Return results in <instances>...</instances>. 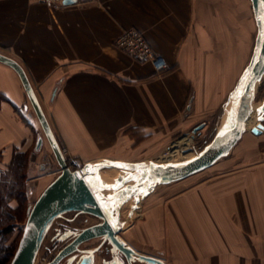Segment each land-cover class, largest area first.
<instances>
[{
  "label": "crops",
  "instance_id": "crops-1",
  "mask_svg": "<svg viewBox=\"0 0 264 264\" xmlns=\"http://www.w3.org/2000/svg\"><path fill=\"white\" fill-rule=\"evenodd\" d=\"M129 27L163 56L164 70L115 46ZM255 35L250 0H0V53L24 69L58 143L87 160H143L198 124L218 117V128ZM26 98L0 61V175L34 141ZM203 171L154 188L140 218L123 226L128 236L118 235L163 264H264V130H245Z\"/></svg>",
  "mask_w": 264,
  "mask_h": 264
},
{
  "label": "water",
  "instance_id": "water-1",
  "mask_svg": "<svg viewBox=\"0 0 264 264\" xmlns=\"http://www.w3.org/2000/svg\"><path fill=\"white\" fill-rule=\"evenodd\" d=\"M70 1L73 0H66V2ZM250 2L256 23V35L250 59L230 93L231 95L239 91L236 109L231 113L228 124L219 135L209 143L206 142L191 158L177 162L106 160L98 163L85 162L80 167L71 169L66 163L62 149L24 69L16 60L0 53V61L12 67L18 74L42 129L43 135L36 137L34 149L40 148L45 136L60 166V173L43 188L30 207L18 244L8 264H35V257L51 223L57 216L69 211L88 213L100 221L82 227L68 243L59 248L55 255L43 264H58L64 257L80 251L81 243L98 236L108 240L127 264H133L136 259L151 264H163L156 256L136 252L118 235L122 228L119 219L120 207L131 198L139 202V198H143L158 185L182 179L210 166L230 152L247 128L254 134L264 130L263 120L260 119L264 116V112L258 111L264 106V98L255 110L253 109L255 91L264 77V37L261 36V21L258 19L264 16V0H250ZM224 108L225 105L222 113ZM248 119L250 122L245 127ZM201 126L202 124H198L193 132ZM121 164L129 167L117 166ZM101 167L130 171L126 176L130 175L134 178L122 179L123 176L120 175L119 183L117 181L107 185H116L115 187L95 184L98 180L95 171ZM133 188L136 190L132 191ZM125 189L129 191H124ZM93 250H84L87 254L80 264H93Z\"/></svg>",
  "mask_w": 264,
  "mask_h": 264
},
{
  "label": "rangeland",
  "instance_id": "rangeland-1",
  "mask_svg": "<svg viewBox=\"0 0 264 264\" xmlns=\"http://www.w3.org/2000/svg\"><path fill=\"white\" fill-rule=\"evenodd\" d=\"M263 98H264V77L260 81V84L258 85L255 91L253 106L259 105ZM217 118L210 121L211 122L209 123L210 125L207 126L206 128H198L195 132L192 131L193 133L188 132L189 134L175 137L170 142L166 143L162 150L156 151V153L154 152L151 153L152 156L150 158H144L143 160H154L155 162H157V160L162 161L163 160L162 156L164 154L170 153V151L172 150L171 148L173 147V143L177 139L184 137H187L189 140V146L187 147V150H185L184 152H179V154L172 156L173 157L172 159H175L176 161L177 160L181 161L186 159L185 158L186 156H191L193 153L199 151L200 148L211 139L215 131ZM36 126L37 129L34 134L35 135L34 141H32L30 147L25 152H20L16 154L13 161L15 162L16 166L12 167L11 171L5 170L0 175V220L3 219V214H5L6 211H10L11 214L9 219L7 220L3 219V223L0 222V228H2V226L4 227L5 225H7V223L11 224L10 225L11 230L9 232L6 231L0 234V243H3V245L6 246V248L10 252L9 253L10 257L6 264L9 263L16 249V246L18 244L19 238L22 233L25 219L27 217V213L30 207L32 206V204L34 203V200L39 195L41 189L44 188L45 185H47L60 173V166L45 136L40 148L38 150L34 149L36 137L40 134L43 135L42 129L40 127L37 118H36ZM246 130L249 129L247 128ZM59 145L63 149V154L66 158V163L67 165L70 166V168L74 167V164H72V162H75L76 165L81 166L85 162L98 163L100 161H106V160H118V161L142 160L141 158L135 160L92 158L87 160L86 158L72 156L64 147H62L60 141H59ZM148 153L150 154V152H147L146 154ZM19 162L21 164L20 166L18 165ZM102 171L108 172L109 174L110 173L122 174L121 172L118 173L117 169L114 168L110 169L108 167L98 168L95 172L100 173ZM205 174L206 171H203L202 169L195 173H192L193 175L192 177L200 176V175L205 176ZM16 186L19 187L18 192H16L17 191ZM13 187H14V191H13ZM161 187L162 186L158 187L157 190H161L160 189ZM157 190L154 193L153 191H151L148 194L144 195L141 201L142 203L138 202V206L136 207L133 206L134 204L133 201H127L122 205V207H120L119 219L122 222L121 223L122 228L124 225L128 226L140 218L141 215L140 213H142V211L148 205V201L151 198H154V194L157 192ZM14 193H19V194H14ZM13 195L15 196L13 197ZM133 208L135 209L139 208V211L137 216L131 217L130 212L132 211ZM75 213L76 211L65 212L54 219V221L50 225V228L46 232L42 244L38 250L35 264H43L48 260H50L58 251V249L67 241L62 237V231L64 230V228H66V225L74 226L77 227L78 229H81L84 226H87L91 223H95L96 222L95 219H98L97 217L90 215L88 213H79L74 217ZM64 216H68L70 218L73 216L74 220L68 223L65 221V218H63ZM122 228L119 230L118 233L123 236L124 235L128 236L127 235L128 233L125 232V230H123ZM98 239L99 236L90 238L87 241H85L83 245L92 247L97 242ZM4 254L5 253H3V255Z\"/></svg>",
  "mask_w": 264,
  "mask_h": 264
},
{
  "label": "built area",
  "instance_id": "built-area-1",
  "mask_svg": "<svg viewBox=\"0 0 264 264\" xmlns=\"http://www.w3.org/2000/svg\"><path fill=\"white\" fill-rule=\"evenodd\" d=\"M44 3L50 7H61L65 5L66 0H35ZM114 44L118 49L125 52L132 58L138 61H149L156 72H161L167 67V63L163 56L154 52L143 33L134 27H129L122 30L114 40ZM63 152V151H62ZM74 167H80L72 162Z\"/></svg>",
  "mask_w": 264,
  "mask_h": 264
},
{
  "label": "bare ground",
  "instance_id": "bare-ground-1",
  "mask_svg": "<svg viewBox=\"0 0 264 264\" xmlns=\"http://www.w3.org/2000/svg\"><path fill=\"white\" fill-rule=\"evenodd\" d=\"M238 100H239V91H236V92H234V93H232L230 95L229 100L225 104V108H224V111H223V115H222V117L220 119L219 127L217 128V130L214 132V134L212 135L211 139L207 143H209L214 137H216L217 135H219L222 132V130L225 128V126L228 124V122L230 120V117H231V113L234 112L235 109H236V106L238 104ZM257 106H253V109L255 110V108ZM249 122H250V119H248L245 122V127H246V124H248ZM188 146H189V140H188L187 137L177 139L173 143V147L171 148L172 150L170 151V153L164 154L162 156L163 160L162 161H158L157 160V163H165L166 161H168V162H177L178 160L176 161L175 159H172L173 158L172 156H175V155L179 154V152H184L185 150H187V147ZM194 155H195V153H193L191 156H186L185 158L186 159H189V158H191ZM186 159H184V160H186ZM68 167H70V166L68 165ZM114 169H117L122 174H114V173H112V174L110 173L109 174L108 172H105V171H102L100 173L99 172H96L97 173V179L98 180H97V182L95 184L102 185V186H105V185H108V184H112V183H115V182L118 181L120 175H122L124 177V176H126L127 174L130 173V171H123V170L118 169V168H114ZM105 192H107V193L110 192L111 193L112 191H105ZM139 196H141V195H139ZM140 200H141V198H139V202H140ZM128 201H133L134 204H137V205H134L133 204V206H138V202H136L134 200V198H131ZM136 211H135V208H133L132 211L130 212V215H133V213H135ZM98 221H100V219H98L97 222ZM136 252H138V251H136ZM138 253H140V252H138ZM36 257H37V255H36ZM36 257H35V260H36Z\"/></svg>",
  "mask_w": 264,
  "mask_h": 264
},
{
  "label": "flooded vegetation",
  "instance_id": "flooded-vegetation-1",
  "mask_svg": "<svg viewBox=\"0 0 264 264\" xmlns=\"http://www.w3.org/2000/svg\"><path fill=\"white\" fill-rule=\"evenodd\" d=\"M77 214H79V213L76 212L74 214V217ZM74 217L72 216L70 218L68 216H64L63 218H65L66 222L70 223L74 220ZM97 220L98 219H95L96 222H97ZM79 230L80 229H78L77 227L66 225V228H64V230L62 231V237L67 241L63 245L68 243L75 236V233L78 232ZM79 248H80V251H75V252L71 253L70 255L64 257L58 264H80L84 259V257L82 255L87 254V251H84V250H88V249H94L93 254L98 253L100 255L101 264L112 263V262H116L117 260L121 264H127L126 261L123 260L121 255H119L118 252H116L114 250V248L110 244V242L108 240H104L102 237H99L97 242L92 247L91 246L90 247L85 246V245H83V243H81L79 245Z\"/></svg>",
  "mask_w": 264,
  "mask_h": 264
},
{
  "label": "trees",
  "instance_id": "trees-1",
  "mask_svg": "<svg viewBox=\"0 0 264 264\" xmlns=\"http://www.w3.org/2000/svg\"><path fill=\"white\" fill-rule=\"evenodd\" d=\"M14 161V160H13ZM18 165L20 166L21 164H20V162L18 163ZM14 166H16L15 165V162H13V164H12V166L10 167V169L8 170V171H11L12 169V167H14ZM15 186V185H14ZM18 188L19 187H17L16 186V189H17V191L16 192H18ZM12 190V189H11ZM13 191H14V187H13ZM13 191H12V193H13ZM20 193V192H19ZM19 193H14V194H19ZM15 195H13V197H14ZM10 211H6V213L5 214H3V219L4 220H7V219H9L10 218ZM3 219L2 220H0V222H2L3 223ZM11 224H9V223H7V225H5L4 227L2 226V228H0V234L3 232H6V231H10L11 230V226H10ZM7 252V253H6ZM3 253H5L4 255H3ZM10 252L8 251V249L6 248V246H4L3 245V243H0V264H6L7 262H8V260H9V257H10V254H9ZM12 254V253H11Z\"/></svg>",
  "mask_w": 264,
  "mask_h": 264
},
{
  "label": "snow or ice",
  "instance_id": "snow-or-ice-1",
  "mask_svg": "<svg viewBox=\"0 0 264 264\" xmlns=\"http://www.w3.org/2000/svg\"><path fill=\"white\" fill-rule=\"evenodd\" d=\"M258 19L261 21V36L264 37V16H260L258 17ZM258 111L260 112H264V106H262L260 109H258ZM260 119L264 120V116H261ZM118 167H129V166H126V165H117ZM129 178H134V177H131L130 175L129 176H125L123 177L122 179H129ZM119 183V181H118ZM107 186V185H106ZM116 185H110V186H107V187H115ZM132 191H135L136 189L133 188L131 189ZM124 191H129V189H125ZM141 191H143L141 189ZM146 194V192L144 193Z\"/></svg>",
  "mask_w": 264,
  "mask_h": 264
}]
</instances>
